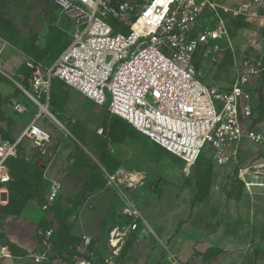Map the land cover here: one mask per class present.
<instances>
[{
  "label": "rangeland",
  "instance_id": "rangeland-1",
  "mask_svg": "<svg viewBox=\"0 0 264 264\" xmlns=\"http://www.w3.org/2000/svg\"><path fill=\"white\" fill-rule=\"evenodd\" d=\"M0 18L39 47L45 45L52 32L56 37H66L68 44L75 29L73 21L61 15L49 0H0ZM232 38L239 54L252 48L264 58V34L258 28L249 25L232 28ZM218 43L221 47L226 45L224 40ZM209 56L200 58L197 63L198 76L210 83L228 82L232 76L230 53H224L220 63ZM22 59L23 55L13 46L0 47L5 72L0 74V109L5 116L17 120H13L11 126L0 120V129L9 130L12 137H18L39 111L15 83L20 82L16 72ZM56 81L53 79L52 83L55 85ZM63 88L70 96L61 109L57 107L61 115H55L65 129L42 113L37 124L51 134L47 144L49 152L46 150V155L36 158L31 144L24 143L26 156L20 163L26 177L25 187L32 196L19 212L7 213L0 208V244L24 256L34 246L35 231L42 226V221L56 229L53 210H45L43 206L49 179L54 178L62 183L55 202L67 214L74 236L84 227L90 228L97 253L102 255L110 230L118 227L123 233L114 264H264V187L253 186L247 191L237 177L240 166L264 161V143L244 141L236 159L226 165L216 164L206 152L185 171L183 161L146 137L132 136L123 139L122 144L108 138L103 129L107 103L96 105L76 90ZM251 92V121H254L253 127L261 131L264 128V75ZM11 98L20 100L27 111L13 112ZM74 121L86 128L91 141L102 136L99 152L92 142L84 146L74 138L79 137L78 126L71 124ZM1 140L0 133V148ZM74 143L88 155L82 168L76 167L69 156ZM104 150L122 159L113 173L99 162V154ZM95 173L98 184L88 188L86 181ZM129 175L133 178L128 179ZM111 202L114 211L107 216ZM125 208L135 209L137 216L128 215ZM133 222L138 228L127 230ZM0 264L34 263L28 258H19L0 260ZM41 264L66 263L64 259L54 258L51 263Z\"/></svg>",
  "mask_w": 264,
  "mask_h": 264
},
{
  "label": "built area",
  "instance_id": "built-area-1",
  "mask_svg": "<svg viewBox=\"0 0 264 264\" xmlns=\"http://www.w3.org/2000/svg\"><path fill=\"white\" fill-rule=\"evenodd\" d=\"M49 1L75 29L52 59H25L30 69L27 87L17 75L19 90L39 111L14 141L1 140L0 205L8 202L12 180L6 161L16 157L20 142L30 140L39 155L51 141L37 121L42 113L47 115L55 78L96 105L107 103L109 113L183 161L185 171L206 152L216 164L226 165L236 159L244 141L264 143V128L256 130L251 121V89L264 72V58L252 48L239 54L228 23L240 18L264 34V0ZM219 40L226 45L221 47ZM224 53L231 56L228 82L210 83L198 76L195 61L210 55L220 63ZM0 73L5 74L1 64ZM11 106L17 113L27 111L19 101ZM237 177L247 191L264 187V161L240 166ZM61 190L59 180L49 179L44 207L53 204ZM124 212L137 216L135 209ZM137 228L133 222L127 230ZM52 234V227H37L34 246L24 256H15L8 245L0 244V260L28 258L41 264L60 258L66 264H114L123 233L118 227L110 230L109 253L102 259L88 249L90 236L81 234L79 255H70L54 250Z\"/></svg>",
  "mask_w": 264,
  "mask_h": 264
},
{
  "label": "trees",
  "instance_id": "trees-1",
  "mask_svg": "<svg viewBox=\"0 0 264 264\" xmlns=\"http://www.w3.org/2000/svg\"><path fill=\"white\" fill-rule=\"evenodd\" d=\"M228 23H229V27H230L229 30L231 35H232V28L236 30L238 28H243L249 25L247 22L243 21L240 18L229 19ZM0 37L6 40L8 43H10L16 49L20 50L22 53L32 56L37 60H41V61H48L52 59L66 46L68 41L66 37H63L62 35L56 37L53 35L52 32L48 35L45 45L43 47H39L34 41L23 37L17 31L9 27L2 18H0ZM199 60L200 59L195 61V66L197 65ZM18 73H20L23 76L22 82L24 86L27 87L28 85L27 78L29 76L30 69L26 67L24 64H21L20 67L18 68ZM263 75L264 72L262 76ZM56 80L57 81L55 85L51 81L50 90H49L48 108L50 112L58 119L55 113L61 115V110L57 109V107L59 106L61 109L64 106V103L69 99L70 95L69 92L63 88V86L66 87L68 86L59 79ZM106 111H107L106 115L105 117H103V129L105 130L108 138H110L113 141H120L126 136L127 137L135 136L139 138L138 136H140L141 134L138 131H136L134 128H132L125 120L121 119L116 115L109 113L108 110ZM0 120L7 121L8 126H11L13 124V120L11 119V117L5 116L2 113L1 109H0ZM71 124L72 126H78L79 128V137H74L79 143H81L84 146H87L88 143L92 142V146L95 148L96 152L97 151L99 152L101 150L99 142L102 136H97L98 139L97 141H91V139L88 138L87 130L84 126L80 125L79 123H75V121ZM253 125H254V121L252 120V126ZM9 132H10L9 130L4 131L0 129L2 140H8V141L15 140L16 137H12L9 134ZM27 141L32 146L30 140L28 139L22 140L17 148L16 157H9L6 161L12 180L8 183V193H9L8 202L6 205H3V207L0 205V208L7 213H14L21 211L25 207L27 201L32 196L30 190H28L25 187L24 183L26 177L20 163L21 158H23V156H26L25 155L26 151L23 149V147H24V143H26ZM57 145L58 142L56 143V146ZM33 153L35 155H38V153L35 152ZM69 156L73 158V164L78 168H82L84 166L86 159H88L87 157L88 155L77 145V143H74L73 149L70 152ZM202 156H204V154H202L199 157V159ZM98 159L102 167H104L109 173H113L114 171H116V169L120 166L121 163L120 159L112 157L109 154V152L105 150L100 152ZM91 167L94 169L98 168L95 165H92ZM97 184H98V176L96 175V173L92 174L91 179L86 181V186L88 188H92V187L94 188ZM44 209L53 210L54 218L57 223V227L56 229H53V234H52V243L54 250H56L57 252L58 251L61 252V254L67 253L70 255H75V254L79 255V251L77 249H79V247L81 246V239L80 237L71 234L69 229L68 219L66 217L67 214L64 212V210L57 204V202L44 207ZM41 225H42L41 227H51L50 225H45V221H42ZM11 251L15 256H18L14 253L12 249Z\"/></svg>",
  "mask_w": 264,
  "mask_h": 264
},
{
  "label": "crops",
  "instance_id": "crops-1",
  "mask_svg": "<svg viewBox=\"0 0 264 264\" xmlns=\"http://www.w3.org/2000/svg\"><path fill=\"white\" fill-rule=\"evenodd\" d=\"M62 15V14H61ZM0 41H2L3 42V44H8V45H11L10 43H8L6 40H4V39H2V38H0ZM3 44L2 45H0V47L2 48V46H3ZM12 46V45H11ZM14 49H16L15 47H14ZM19 53H21L22 55H23V59H22V63L21 64H24V61H25V59L26 58H28V57H32V56H29V55H26V54H24V53H22L20 50H18V49H16ZM34 58V57H33ZM0 64H1V66H2V68L4 69V66H3V64H2V62H1V60H0ZM20 64V65H21ZM20 65H19V67H20ZM25 65V64H24ZM18 67V68H19ZM0 74H3V73H0ZM16 74L18 75V74H20V73H18V72H16ZM21 75V74H20ZM69 87V86H68ZM71 88V87H70ZM73 89V88H72ZM75 90V89H74ZM78 92V91H77ZM84 97V96H83ZM87 99V98H86ZM11 100V102H13V101H19V102H21L20 100H18V99H14V98H11L10 99ZM22 103V102H21ZM12 107V106H11ZM12 111L13 112H15L14 110H13V108H12ZM17 113V112H16ZM19 114H21V113H19ZM13 118V120H14V122H16L17 120H16V118H14V117H12ZM16 120V121H15ZM13 122V123H14ZM29 122V121H28ZM13 125V124H12ZM27 125V124H26ZM139 138L140 137H143V136H138ZM127 138H129V137H125V138H123V139H127ZM122 139V140H123ZM122 140H120V141H115V142H121ZM122 143H124V142H121V144ZM34 149V148H33ZM47 150V149H46ZM49 150V149H48ZM46 151V152H49V151ZM34 152H35V150H34ZM45 152V151H44ZM46 152L44 153V154H39V155H35L34 153H32L36 158H42L44 155H46ZM36 153V152H35ZM115 158H117V159H120V160H122L119 156H116ZM141 169V168H140ZM52 179V178H51ZM54 179V178H53ZM114 203L113 202H111L110 203V207H109V209H108V212H107V216H110L111 215V212H113L114 211ZM117 212V211H116ZM90 228H86V227H84V229H83V231L80 233V234H78L77 236L78 237H80V235L81 234H86V235H88V236H90L91 237V234H90ZM71 234H73V235H75L74 233H71ZM91 239H92V237H91ZM109 239V238H108ZM108 239H107V242H108ZM107 242H105V251H104V253L102 254V255H100L99 253H97V251H99V250H97V247H95V245H94V241H93V239H92V241H91V246L88 248L90 251H93V253L94 254H96V255H98V257L100 258V259H102L103 257H105L108 253H109V250H108V247H107ZM81 247V246H80ZM125 264V263H124ZM145 264H147V263H145Z\"/></svg>",
  "mask_w": 264,
  "mask_h": 264
},
{
  "label": "water",
  "instance_id": "water-1",
  "mask_svg": "<svg viewBox=\"0 0 264 264\" xmlns=\"http://www.w3.org/2000/svg\"><path fill=\"white\" fill-rule=\"evenodd\" d=\"M46 114L54 121V122H56L57 123V125H59L60 127H62L63 129H65L64 128V126L56 119V117L50 112V111H48V112H46Z\"/></svg>",
  "mask_w": 264,
  "mask_h": 264
},
{
  "label": "bare ground",
  "instance_id": "bare-ground-1",
  "mask_svg": "<svg viewBox=\"0 0 264 264\" xmlns=\"http://www.w3.org/2000/svg\"><path fill=\"white\" fill-rule=\"evenodd\" d=\"M46 112H48V110H46ZM134 173H135V172H134ZM134 173H133V174H134ZM130 178H133V176H132V175H129V176H128V179H130Z\"/></svg>",
  "mask_w": 264,
  "mask_h": 264
}]
</instances>
